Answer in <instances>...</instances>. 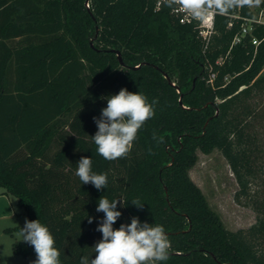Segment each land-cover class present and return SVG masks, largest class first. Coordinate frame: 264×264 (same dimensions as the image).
Here are the masks:
<instances>
[{
  "label": "trees",
  "instance_id": "16d2710c",
  "mask_svg": "<svg viewBox=\"0 0 264 264\" xmlns=\"http://www.w3.org/2000/svg\"><path fill=\"white\" fill-rule=\"evenodd\" d=\"M86 2L0 0V188L17 198L28 221L48 227L60 264L95 258L102 196L124 201L114 229L133 217L164 227L170 258L157 264H264V23L255 21L258 12L248 5L216 12L207 43L197 22L181 23L158 0ZM258 7L264 13V0ZM122 88L158 103L128 155L108 161L91 139L98 131L93 117ZM215 149L236 176L237 199L256 204L257 221L247 229L227 228L190 175L198 150ZM82 156L92 158L93 171L108 174L105 189L75 175ZM13 251L37 258L23 241Z\"/></svg>",
  "mask_w": 264,
  "mask_h": 264
},
{
  "label": "clouds",
  "instance_id": "9594fccd",
  "mask_svg": "<svg viewBox=\"0 0 264 264\" xmlns=\"http://www.w3.org/2000/svg\"><path fill=\"white\" fill-rule=\"evenodd\" d=\"M260 3L261 0H165L166 6L174 12L179 9L199 21L205 20L212 11L227 15L230 9ZM106 99L107 107L101 110L100 117H93L98 131L91 139L100 156L114 161L128 155L138 131L154 117L158 100L149 102L144 94L131 93L126 88ZM153 139H157L155 133ZM92 164V158L82 156L77 162L75 175L82 184L91 183L97 190L105 189L108 174L96 173ZM118 203L124 206L122 199L110 201L104 196L99 199L96 211L103 212L104 218L97 231L102 233V239L93 247L95 258L82 256L80 264H157L167 261L170 241L162 225L141 223L138 217H133L130 224L113 228L122 215L116 210ZM131 203L138 208L144 205L138 199ZM88 222L91 224L93 218L89 217ZM19 229L20 241L34 248L37 258L33 264H60V251L54 246V237L47 226L39 220L26 219L23 228Z\"/></svg>",
  "mask_w": 264,
  "mask_h": 264
},
{
  "label": "rangeland",
  "instance_id": "374dc122",
  "mask_svg": "<svg viewBox=\"0 0 264 264\" xmlns=\"http://www.w3.org/2000/svg\"><path fill=\"white\" fill-rule=\"evenodd\" d=\"M252 7L260 14L258 5ZM262 120L264 122V118ZM197 156L190 175L204 192L210 206L219 214L223 224L234 231L255 224L259 215L256 204L251 201L247 203L246 198L237 199L240 187L222 151L215 149L206 154L198 150Z\"/></svg>",
  "mask_w": 264,
  "mask_h": 264
},
{
  "label": "crops",
  "instance_id": "0c3cea01",
  "mask_svg": "<svg viewBox=\"0 0 264 264\" xmlns=\"http://www.w3.org/2000/svg\"><path fill=\"white\" fill-rule=\"evenodd\" d=\"M28 216L18 205L14 195L0 188V264H33V256L24 257L13 251V244L21 242L19 226L25 224Z\"/></svg>",
  "mask_w": 264,
  "mask_h": 264
},
{
  "label": "built area",
  "instance_id": "2783aa9c",
  "mask_svg": "<svg viewBox=\"0 0 264 264\" xmlns=\"http://www.w3.org/2000/svg\"><path fill=\"white\" fill-rule=\"evenodd\" d=\"M163 3H165V0H158L157 7L160 8ZM173 13L179 18L180 22L183 23V24H189V23L197 22L198 23L199 32H200L201 36L203 37V39L205 41H207V43L209 42V40H210V38H211V36L213 34V31H214L215 13H216V11H212L209 14V16L203 21H199V20L193 19L190 14L185 13L183 11H180L179 9H177V11H175V12L173 11ZM255 21L258 22V23H264V13H263V11L260 12V14L255 19ZM248 22H250V19L248 20ZM249 31H250L249 25L248 24L244 25L242 34L244 35V34H246ZM240 40H241V36H237L235 38L234 42H239ZM254 43L258 44L259 41L257 39H255ZM215 78H216V72H212L211 71L209 81L212 83ZM226 79H228V77H226Z\"/></svg>",
  "mask_w": 264,
  "mask_h": 264
},
{
  "label": "water",
  "instance_id": "95a60500",
  "mask_svg": "<svg viewBox=\"0 0 264 264\" xmlns=\"http://www.w3.org/2000/svg\"><path fill=\"white\" fill-rule=\"evenodd\" d=\"M86 4H87V6L89 7V0H87ZM117 54H118V59H119V61H120L121 63H123V58H122V55H121L120 51H117ZM164 75H165V77L168 78V80L170 81V83H171L173 86H176V83L173 82V81L170 79V77H169L166 73H164ZM178 90L180 91V88H179V87H178ZM180 101H181V103H182V100H181V99H180Z\"/></svg>",
  "mask_w": 264,
  "mask_h": 264
}]
</instances>
